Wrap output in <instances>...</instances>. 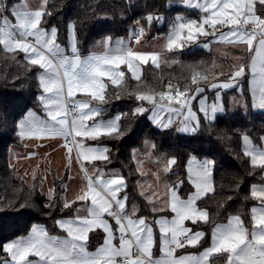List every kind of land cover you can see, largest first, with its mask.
Wrapping results in <instances>:
<instances>
[{
    "label": "snow or ice",
    "instance_id": "obj_1",
    "mask_svg": "<svg viewBox=\"0 0 264 264\" xmlns=\"http://www.w3.org/2000/svg\"><path fill=\"white\" fill-rule=\"evenodd\" d=\"M48 3L49 0H41L33 10L27 0L11 5L8 0H0V50L11 54L13 59L23 53L28 64L39 69L37 78L42 92L38 99L46 116L41 118L29 111L19 122L17 134L21 138H61L65 141L63 147L67 149L68 165L71 166L73 158L80 164L85 185L74 200L69 201L66 195L61 197V211L72 208L79 201L87 214L80 216L77 209L76 215L56 220L66 235H51L45 227L34 226L27 236L0 245L7 255L0 264H264V186L251 187V197L259 201V206L251 208V227L240 215H230L227 223L213 227L210 245L205 247L202 241L206 233L194 231L186 222L192 225L210 223L209 212L197 202L214 192L215 161L198 160L196 156L188 160V179L195 191L187 199L178 194V185L168 186L167 199L158 207L153 200L158 196L155 190L146 196L141 191L140 195L151 205V212L167 210L171 214L170 219L161 216L150 220L139 214L136 205L128 207L130 198L123 174L119 171L105 173L95 167L97 161L110 162L111 149L87 143L102 137L118 139L127 131L121 124L127 113L104 118L105 105L109 103L108 88L117 89L119 98V91L128 87L121 66L136 82V88L128 92L140 102L132 110L133 117L150 110V119L160 128H169L178 120L180 131L196 132L200 118L193 111L192 101L197 96H202L199 112L209 122L215 120L218 113L225 111L219 90L234 88L246 75V68L251 76V105L264 109V0H182L185 6L199 10L202 16L196 19L177 15L160 51H137L132 47L133 41L138 45L145 35V28L140 26L127 40H114L111 35L102 37L95 46L103 50L92 51L87 56L81 55L74 22L69 25L70 51L57 42L55 26H42L44 18L51 15ZM163 20L159 15L145 17L149 26ZM224 28L227 31H222ZM200 37H213L216 43L236 48L243 46L250 58L246 63L233 65L234 70L223 81H219L220 76H225L223 71L197 70L195 65H188L190 76L183 89L179 83L174 85L169 80L162 86L163 90L156 91L150 86L141 90L146 84L143 66L150 65L158 70L162 63L168 66L179 63L162 57L164 53L182 51ZM211 67H217L215 61ZM206 87L217 90L211 104L202 95ZM243 141L244 154L250 158L251 166L264 170V147L254 145L246 134ZM89 164L93 165L94 174H89ZM176 164L175 158L168 159L165 171H171V166ZM62 188L66 190L67 185ZM55 198V189H50L49 200ZM46 207L51 210L54 203ZM154 225L158 226V234ZM97 231L104 234L103 243L89 250V235ZM157 248L158 255L154 254ZM186 248L202 250L178 255Z\"/></svg>",
    "mask_w": 264,
    "mask_h": 264
},
{
    "label": "trees",
    "instance_id": "obj_2",
    "mask_svg": "<svg viewBox=\"0 0 264 264\" xmlns=\"http://www.w3.org/2000/svg\"><path fill=\"white\" fill-rule=\"evenodd\" d=\"M20 0H8L15 4ZM51 12L42 22V26L58 29L57 41L67 46L69 41V25L76 24L79 49L81 53L92 51L96 42L102 37L111 35L114 38L127 37L132 31L143 26L146 38L169 31L177 15L199 16V10L188 8L175 0H49L47 5ZM149 14L164 17L161 22H153L149 26L145 17ZM139 21V24H137ZM173 59L179 63L168 66L161 64L160 69L150 65L143 66L145 85L141 90L154 88L163 90L169 80L181 89L188 83L190 69L195 65L197 70L209 69L210 72H226L224 57L215 49H205L196 45L176 51ZM199 61L204 63L198 64ZM215 61L217 67L211 65ZM246 71V70H245ZM39 69L31 66L19 53L12 58L0 50V245L9 239L26 234L34 223L45 224L50 231L57 230L56 220L72 215L74 206L61 211V193L64 179L54 182L55 200L50 201L43 193L37 181L30 184L21 176L17 168L11 164L9 153L12 145L20 144L18 122L29 110L42 112L39 101L41 88L38 82ZM220 76L219 81L225 79ZM248 71L232 89L223 92L225 111L218 113L211 122L200 113V125L196 132L184 133L176 126L160 128L156 126L146 113L133 117L132 110L138 105L128 94L136 88V82L126 75L127 89L119 91L108 88L109 103L105 105V117L115 113H127L121 120L122 127L127 129L118 139L100 138L92 141L106 145L111 149L110 162H100L107 167L119 168L128 185L130 199L139 200L141 212L148 211L147 204L139 191L140 172L133 153L144 147L145 141L154 142L156 155H166L177 160L171 171L167 173L168 181H182L181 193L185 196L192 189L187 177V162L190 157L209 158L215 161L212 180L214 192L208 193L198 206L209 212L208 224L192 225L195 229L204 230L206 236L203 246L210 241L213 227L228 219L230 215H240L245 223L251 226V208L256 200L251 197V187L264 182V170L253 168L250 158L244 154L243 135L246 134L255 143L264 137V109L255 110L251 105ZM240 85L245 104L236 110L230 108L229 99L237 92ZM207 88V87H206ZM209 98L216 95L217 90L207 88ZM54 203L53 209L46 207ZM7 255L0 249V260Z\"/></svg>",
    "mask_w": 264,
    "mask_h": 264
},
{
    "label": "crops",
    "instance_id": "obj_3",
    "mask_svg": "<svg viewBox=\"0 0 264 264\" xmlns=\"http://www.w3.org/2000/svg\"><path fill=\"white\" fill-rule=\"evenodd\" d=\"M20 2H22V0L18 1L17 3H20ZM32 9L35 10L36 8H32ZM13 22H14V20H13ZM167 32H165V33H167ZM120 38L125 39V37H120ZM207 38H210V37H207ZM115 39H117V38H114V40ZM154 39H156V35L153 36V37L148 38V40H150V41H152ZM150 41H147V43H139L138 45L135 44V42L133 41L132 47L135 48V50H137V51H159V50H154V49L149 50L150 48H148L147 44ZM61 46L65 47L63 45H61ZM67 46L65 48H67ZM225 46L229 48L230 52H233V53L237 52L236 54H239L242 51V48H243V46H241L239 48L232 47L230 45H225ZM210 49H212V48H210ZM102 50H103L102 48H97L95 46L92 49V51H102ZM92 51H90V52H92ZM90 52L81 53V55L82 56H87ZM166 54H168V53H164L163 57ZM169 54L172 55L173 53H169ZM231 54L224 56L225 63H229L227 65L225 74H228L229 72L234 70L233 69V65H239V64L246 63L247 60L250 58V54L248 52H247V56H243L242 58H239L238 55H234L232 57ZM236 58H239V59H236ZM121 68H122V70L125 71V77H126L127 74L130 75V73L127 72V70H126V68H124V66H121ZM246 71H248L249 90H250V88H251V85H250L251 76H250L249 70L247 68H246ZM207 88H210V87H207ZM206 89H205V91H206ZM225 90L226 89L219 90L220 96H221V101H220L221 103H223L222 98H223V92ZM237 90L238 91L235 92L234 94H232L230 99H229L230 100L229 101L230 108L233 109V110H236L238 107H241V106H243L245 104V101H244V99L242 98V95H241L240 85L237 86ZM250 94H251V91H250ZM202 95L207 97V101H208L209 104L213 103L215 101V99H216V95L213 98H209L208 92H205ZM78 98H80V97L78 96ZM201 98H202V96H197L196 99L194 101H192L193 111H195L197 113L199 118H200V113H201V112H199V100ZM144 106L146 108L150 109V106L147 103H145ZM253 108L255 110H263V109H258V108H255V107H253ZM29 111L35 112L41 118H45V116H46L44 111L37 112V111H35L33 109H29L24 114V116L19 120V122L21 120L25 119V117L27 116ZM145 113L150 118L151 111L149 110L148 112H145ZM116 114H118V113L112 114V115H110L108 117L104 116V118L105 119L111 118V117L115 116ZM201 114H203V113H201ZM166 115L167 114H165V116ZM19 122H18V125H19ZM172 126H176L178 128V130L180 131V122L178 120H176L172 124ZM181 132H183V131H181ZM184 133H190V132H184ZM149 140H151V139H147L145 141L144 147L146 145V142L149 141ZM29 141L33 142V143H36L37 146L36 147H29L27 145V142H29ZM151 141H152V144H151V147H152V145H154V142H153V140H151ZM262 142L264 143V140H261L260 144H258V147H259V145H261ZM43 143H45V145H50V148H47V147L46 148H41V144H43ZM64 143H65V141L63 139H61V138H51V139L21 138L20 144L11 146L10 153H9V158H10L11 164L14 165L17 168L19 174L21 176H24L30 184H32L33 182L37 181V183L39 184L40 190L43 193H45L47 197H49V190L50 189H54L55 180L56 179H64L63 185H67V189L65 190L63 188V191L61 193V197H64L66 195L67 199L69 201H72V200H74L75 196L79 193L80 189L82 187H84L85 180H84V176H83V173L81 171V168H80V164L74 158H73V161H72V164H71L70 167H69L68 163L66 164L64 162L63 164H61L59 159L56 160V154H57L58 150H60V148L63 147ZM87 143L90 144V145H93V146L102 145V144H98V143H93L92 141H87ZM144 147H142L140 149H136V150H143ZM243 147H244V141H243ZM136 150L134 151V153H135V162H136V165H138L137 160H136ZM74 156H75V149L73 150V157ZM161 156H163V155H156L155 152H154V148H153L152 152H151V155L150 154L148 156L142 155V157H141V162H142V165H143L142 168L144 170H148L150 168L154 169L155 168V164L157 162H159V160L157 161V159H161L162 158ZM166 158L171 159L173 157H168L167 156ZM197 159L198 160H204L206 158L201 159V158L197 157ZM187 164H188V162H187ZM40 165H42V166L40 167ZM95 167L99 168V169H102L105 173L112 172V171H119L122 174V172H121V170L119 168L107 167V166L99 163V161H97L95 163ZM172 167H173V165L171 166V169H172ZM88 168H89V174H94L93 165L89 164ZM152 169L149 170L148 175L146 176L147 187H148V189H151V190L154 189V186H157V184H156V182H157L156 181V172L158 171V169L157 170L154 169V171H155L154 172ZM151 173H152V176H151ZM33 174H35V179H33ZM141 177H142V174H141L140 178ZM187 177H188V174H187ZM179 182L181 183L182 181H175V182L169 181V183H171L173 186H176V185L179 186ZM254 185L264 186V182L263 183H257V184H254ZM158 186L161 187L159 180H158ZM181 187H182V183L178 187V189H179L178 190V194L180 195V197L182 199H187L188 196L191 194V192L195 191V189L192 186V189L188 192L187 195L184 196L181 193ZM143 189H145V187H143ZM139 191H140V193H141V191H143L142 190V186L139 187ZM146 193L148 194L147 191L145 192V194ZM121 195H123V193H121ZM142 197H143V199L145 200V202L147 204L148 211L141 212L142 204L140 203L139 200H136V199H129L128 207L130 208L133 204L136 205L138 207V209L140 210L139 214L142 215V216H147L150 220L158 219L161 216H168L169 219L171 218V214L167 210H165L163 212H157V213L151 212V210H150L151 207L149 206L148 201L145 199V196H142ZM155 198H156L155 200L160 201V204H161V200H166L167 199L166 197H163L162 195L159 196V197L155 196ZM61 201H62V199H61ZM62 203H63V201H62ZM73 206H74V211H73L72 215H69V216H66V217H61V218H70V217L76 215L77 214V209H79V215L80 216H84V215L87 214L82 202L77 201L75 204H73ZM253 206H259V201L256 200V202L254 203ZM61 218H59V219H61ZM227 220L224 221V222H221V223H227ZM189 224L191 225V227L193 228L194 231H204V230L199 229V228L195 229L192 226L191 222H186L187 226ZM34 226H43V227H45L48 230L49 234H51V235H59V236L66 235V233H64L58 227V225H57V230L56 231H50L49 228H47L45 224L34 223L31 226L30 230L26 234H24L22 236H27L30 233L32 227H34ZM154 227H155L156 232L158 234V226L154 225ZM18 237H21V236H18ZM18 237L9 239L8 241H11V240L16 239ZM103 239H104V234L101 231L90 233L89 241H88L89 250H95V248L97 246H99L100 244L103 243ZM8 241H6V242H8ZM210 242H211V236H210L209 243L204 245V246L205 247L209 246ZM200 250H202V249L186 248V249L180 250V252H178V255L179 254H195V253H197ZM154 254L158 255V248L154 249ZM4 259H7V257L4 258Z\"/></svg>",
    "mask_w": 264,
    "mask_h": 264
},
{
    "label": "rangeland",
    "instance_id": "obj_4",
    "mask_svg": "<svg viewBox=\"0 0 264 264\" xmlns=\"http://www.w3.org/2000/svg\"><path fill=\"white\" fill-rule=\"evenodd\" d=\"M175 1L177 3H179V4L184 5L182 3V0H175ZM23 2H24V0H22V2H20V3H23ZM27 2H28L29 7H31V8H37L39 6L41 0H27ZM182 16H186V15H182ZM201 16H202V13L199 16H191V15H189V16H186V17L199 19ZM10 19H12V18L10 17ZM222 31H227V28L222 29ZM132 32L127 37H125L126 40L130 37V35L132 34ZM168 32L167 33L158 34V35H156V39L150 41V40H148V38H146V36H145L146 35V31H145V35L140 39V43H147V41H150L147 44L148 48H150L149 50L154 49V50H159L160 51L162 49L164 43H165V38H166ZM69 42H70V35H69V41H68V46H67V48L70 51ZM205 44H209L210 47L209 48H205L204 47ZM196 45L202 46L205 49H210V48L215 49L223 57L225 55H229L231 53H232L231 54L232 57L234 55H238L239 58H242L243 56H247V52L244 49V47L242 48V51L239 54H236L237 52L236 53L235 52L234 53L233 52H230L229 48L226 47L224 44L216 43L213 37H210V38L200 37L197 41L191 43V45L189 47L196 46ZM189 47H185V48H189ZM173 58H174V56L171 55V54H169V53L166 54L164 57H162L163 60H169V61L172 60ZM225 65H227V63H225ZM225 67L227 68V66H225ZM151 144H152V141L149 140V141L146 142V145H145V147H144L143 150H136V160H137V163L140 164V167H139L138 170L140 171L141 174L143 173L142 174V177L139 179V187L142 186V190L144 191V193L146 191L148 193H150L153 190H155L158 193V196L157 197H159V196L162 195L163 197H166L167 198V196H166L167 188H168V186H173V185L171 183H169V181L167 180V172L168 171H165V168H166V162H167L168 158H166L167 157L166 155L162 154L163 155V156H161L162 158L161 159H157V161L159 160V162H157L155 164V168L154 169H156V170L158 169V171L156 172V181H157L156 184H157V186H154V189L153 190L148 189V187H147L146 176L148 175L149 170H151L152 168H150L148 170H144L142 168L143 165H142V162H141V157H142V155H145V156H148L149 154L151 155V152H152V149H153L151 147ZM253 144H254V142H253ZM27 145L29 147H36L37 146L36 143L30 142V141L27 142ZM256 146H258V144H256ZM46 147L47 148H50V145H45V143L41 144V148H46ZM259 147H264V143L262 142L261 145H259ZM58 159L61 162V164H63L64 162L66 164L68 163V160H67V150L64 147H61L60 150H58V152L56 154V160H58ZM202 159H204V158H202ZM206 159H209V158H206ZM41 166L42 165H40V167ZM154 169H152V170L154 171ZM151 176H152V173H151ZM158 180L160 181L161 187L158 186ZM180 185H181V183L179 182V186ZM143 187H145V189H143ZM146 195H147V193L145 194V196ZM155 199L156 198L153 197V200L157 204V206L158 207L162 206L160 204V201L155 200ZM161 201H164V200H161ZM149 206L151 207L150 204H149ZM188 227H191V225L189 224Z\"/></svg>",
    "mask_w": 264,
    "mask_h": 264
}]
</instances>
